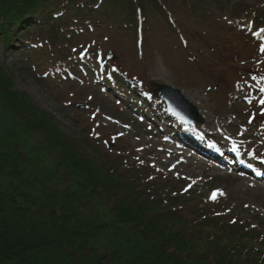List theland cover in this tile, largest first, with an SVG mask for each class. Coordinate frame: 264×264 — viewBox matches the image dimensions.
Segmentation results:
<instances>
[{
	"label": "rangeland",
	"instance_id": "obj_1",
	"mask_svg": "<svg viewBox=\"0 0 264 264\" xmlns=\"http://www.w3.org/2000/svg\"><path fill=\"white\" fill-rule=\"evenodd\" d=\"M146 6L153 12L143 22L141 47L135 46L132 27L110 26L109 20L99 21L98 27L91 24L92 33L87 39L83 35L72 38L74 45L79 46L80 40L90 43H81L87 56L97 52L99 79L94 73L84 74L83 66L75 69L71 61L58 64L55 70L47 68L48 60L40 63L15 41L13 48L2 50L0 46V66L12 78V90L26 95L35 107L53 117L64 133L82 143L88 140L103 154L104 150L111 151L114 162L129 169L126 178L150 187V193L175 195L184 217L192 216L194 220L206 210H219L224 212L225 222L235 218L239 222L232 225L238 227L243 221L264 235V194L255 190L259 183L253 176H247L249 184L243 183L242 177L222 174L224 171L210 168L186 151L179 156L161 152L159 145L165 139L161 127L138 115L155 111V120L167 117L166 110L160 109H164V102L155 94L157 86L178 87L203 115V122L191 132L173 134L178 142H194L192 132L196 130L208 135L207 143L215 140L227 147V134L247 153L264 155V104L259 103L264 100V39L255 34L264 29V0H160V4ZM107 51L113 52L117 66L131 70L143 81L128 82L138 95V104L124 83L117 85L107 76L102 77L99 67L113 64L103 59ZM120 80L124 82L123 77ZM108 86L112 90L107 94L104 87ZM255 86L258 92L249 100L238 95L231 100L236 94L254 95L256 91L251 87ZM139 105L146 110H135ZM167 121L162 120L161 126L174 130L173 121ZM168 143L174 147L176 142ZM198 144L203 151L208 150L202 141ZM261 159L256 157L254 165ZM134 162L145 167L137 169ZM168 179L176 184L167 187ZM186 188L190 189L188 194ZM207 198L216 203L203 205Z\"/></svg>",
	"mask_w": 264,
	"mask_h": 264
},
{
	"label": "trees",
	"instance_id": "obj_2",
	"mask_svg": "<svg viewBox=\"0 0 264 264\" xmlns=\"http://www.w3.org/2000/svg\"><path fill=\"white\" fill-rule=\"evenodd\" d=\"M131 2L0 0V42L28 44L38 29L60 47L86 17L128 20ZM12 86L0 66V264H264V235L210 216L188 221Z\"/></svg>",
	"mask_w": 264,
	"mask_h": 264
},
{
	"label": "bare ground",
	"instance_id": "obj_3",
	"mask_svg": "<svg viewBox=\"0 0 264 264\" xmlns=\"http://www.w3.org/2000/svg\"><path fill=\"white\" fill-rule=\"evenodd\" d=\"M214 125V127H216V125L215 124H213ZM164 141V140H163ZM239 145V147H241V155L243 156L244 154V152H245V148H244V146L242 145V144H238ZM182 146H183V144H182ZM159 149L161 150V152H163V153H178L177 155L179 156V155H184V154H181V152H179V151H175L174 150V147H172L171 145H169V143L168 142H161V144L159 145ZM246 158H248V160L250 161V160H252V158L250 157V156H246ZM212 164H214V163H212ZM215 165V164H214ZM243 169H246V170H249V168H243ZM251 169H252V167H251ZM222 174H225L224 172L222 173ZM242 182L243 183H248L249 184V182L250 181H248L247 179H243L242 180ZM252 185H254L255 186V184H252ZM255 190H258L260 193H262V194H264V186H255Z\"/></svg>",
	"mask_w": 264,
	"mask_h": 264
},
{
	"label": "water",
	"instance_id": "obj_4",
	"mask_svg": "<svg viewBox=\"0 0 264 264\" xmlns=\"http://www.w3.org/2000/svg\"><path fill=\"white\" fill-rule=\"evenodd\" d=\"M160 89H161L163 92L166 93V97H167V99H170V101H171V105H172L173 108H174V106H175V102H177L178 100L183 101V103H184L185 105H188V106L190 105L189 101L186 100V99L181 95V93H180L179 90H176V89H174V88H172V87H168V86H161ZM171 94H172V95H171ZM168 97H169V98H168ZM190 107H191V106H190ZM184 108H187V107L184 106Z\"/></svg>",
	"mask_w": 264,
	"mask_h": 264
},
{
	"label": "snow or ice",
	"instance_id": "obj_5",
	"mask_svg": "<svg viewBox=\"0 0 264 264\" xmlns=\"http://www.w3.org/2000/svg\"><path fill=\"white\" fill-rule=\"evenodd\" d=\"M256 35H259L261 39H264V29H261L259 33H255ZM262 51H264V46H262L261 48ZM262 104H264V100L261 101ZM174 111V110H173ZM175 115H178V113H175ZM181 119L183 120V118L181 117ZM222 194V193H221ZM213 198H215V196H213Z\"/></svg>",
	"mask_w": 264,
	"mask_h": 264
}]
</instances>
